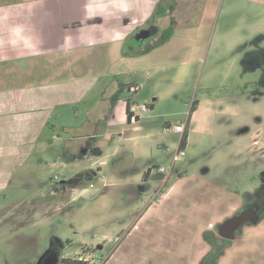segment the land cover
<instances>
[{
	"label": "rangeland",
	"instance_id": "374dc122",
	"mask_svg": "<svg viewBox=\"0 0 264 264\" xmlns=\"http://www.w3.org/2000/svg\"><path fill=\"white\" fill-rule=\"evenodd\" d=\"M149 21L140 29L153 27L149 38L136 30L122 43L44 53L19 72V85L97 84L55 109L32 156L4 181L11 168L1 162L0 264H38L55 239L63 256L85 252L98 264H264V213L235 238L219 232L253 200L264 170V0H164ZM131 81L143 88L115 92L114 133L125 139L109 141L112 126L95 119ZM125 97L157 100L136 130L121 123ZM186 119L190 138L175 161L184 135L165 129ZM93 133L103 158L75 160ZM62 181L71 184L56 191Z\"/></svg>",
	"mask_w": 264,
	"mask_h": 264
},
{
	"label": "crops",
	"instance_id": "0c3cea01",
	"mask_svg": "<svg viewBox=\"0 0 264 264\" xmlns=\"http://www.w3.org/2000/svg\"><path fill=\"white\" fill-rule=\"evenodd\" d=\"M163 2L164 0H4L0 3V167L4 161V164L11 168L2 181L9 178L32 156L35 144L44 129L49 126L55 109L76 105L78 101L83 100L86 92L97 84L95 81L87 88L86 84H82V81L74 76L58 82H26L19 85L16 81L22 79L18 77L19 72L23 74L31 72L32 60L40 59L44 53L57 51L56 53L61 54L90 44L111 43L113 40L114 43H122L121 41L127 40L133 31L148 25ZM133 49L128 52L130 55H134L135 52L141 55L148 50ZM119 54L113 61H118L119 66L120 62L122 66L129 65L131 62L129 56L122 55L121 58ZM120 71L123 74L133 73L130 69ZM132 84L135 83L126 82L123 86L118 83L110 97L105 98L110 100L111 104H108L106 111L95 119L97 123L105 121L108 124L106 128L112 126L113 131L103 133L109 141L121 142L125 139L126 131L124 136L122 133H114L115 123L119 121L116 112L119 99L116 93L127 91ZM123 100L125 103V116L121 121L123 128L132 130L140 128L141 117L138 118L139 121L130 122L127 113L128 102H139L134 97H125ZM153 101H157L156 98H151L149 103L145 104L155 108ZM188 131L186 130L188 134L186 145L190 138ZM99 138L98 134L89 135L84 148L87 150L86 154L82 150L81 155L75 157V160L88 157H97L99 160L103 158L104 143L100 144ZM96 150L101 152V156L92 155ZM70 184L71 182L62 181L55 190H65ZM74 191L81 196L79 189L76 188ZM55 241L64 244L62 240ZM79 258L60 254L58 261L59 263L63 259L79 261Z\"/></svg>",
	"mask_w": 264,
	"mask_h": 264
},
{
	"label": "flooded vegetation",
	"instance_id": "af4514ba",
	"mask_svg": "<svg viewBox=\"0 0 264 264\" xmlns=\"http://www.w3.org/2000/svg\"><path fill=\"white\" fill-rule=\"evenodd\" d=\"M150 26H147L149 28ZM88 149V148H87ZM260 186L258 190L255 192L253 200L248 202L245 210L243 212H239L237 216V223L233 224L235 226V230L233 232L234 238L238 229H241L244 224L250 220L252 224H259L261 221V215L264 213V170L259 174ZM60 247L62 244L57 242L53 245L51 252L47 256L44 261V264H58L59 256L61 254Z\"/></svg>",
	"mask_w": 264,
	"mask_h": 264
},
{
	"label": "built area",
	"instance_id": "2783aa9c",
	"mask_svg": "<svg viewBox=\"0 0 264 264\" xmlns=\"http://www.w3.org/2000/svg\"><path fill=\"white\" fill-rule=\"evenodd\" d=\"M143 88V84H137V85H130L127 88V91L129 93H137L139 92L141 89ZM149 105L148 104H140V103H135L132 102L129 105V112L132 115V120H136L137 118H140L143 114H145L148 110H149ZM189 119H186V121L184 122H179L178 124H176L175 126H168L166 127L165 131L169 132V131H173L175 133H179V134H185L186 130L189 127ZM185 155V152L183 150H178L177 155L175 156V161H177L178 159L182 158ZM161 171H164V169H161ZM101 181H105L104 178H102ZM91 187H93V185H91ZM79 261L82 264H98L97 262L94 261V259H89V258H85V257H81L79 258Z\"/></svg>",
	"mask_w": 264,
	"mask_h": 264
},
{
	"label": "water",
	"instance_id": "95a60500",
	"mask_svg": "<svg viewBox=\"0 0 264 264\" xmlns=\"http://www.w3.org/2000/svg\"><path fill=\"white\" fill-rule=\"evenodd\" d=\"M140 36L142 39L145 38H149L151 36L155 35V31L153 29V27H149L147 29H143L139 31ZM87 150H84V154H86ZM237 216H235L234 218L228 219L227 221H225L224 223L219 225V232L222 236L226 237V238H234L233 232L235 230V226L233 224H235V222L237 223ZM52 248L47 251L39 260L38 264H44L45 259L47 258V256L49 255V253L51 252Z\"/></svg>",
	"mask_w": 264,
	"mask_h": 264
},
{
	"label": "trees",
	"instance_id": "16d2710c",
	"mask_svg": "<svg viewBox=\"0 0 264 264\" xmlns=\"http://www.w3.org/2000/svg\"><path fill=\"white\" fill-rule=\"evenodd\" d=\"M135 54H137V52H135ZM129 105H130V103L128 102L127 103L128 121L131 122L132 121V115L129 112ZM197 105H198L197 101L193 102V104L191 106L190 115H192L197 110ZM136 121H139V119L137 118ZM187 140H188V134L185 133L182 140H181L180 146H179L180 150H184V148L186 147ZM92 155L101 156V152H99V150H96V152L95 151L92 152ZM146 178H147V174H146ZM55 243H57V242L54 240L53 245ZM61 263L62 264H82L80 261L69 260V259H63V260H61Z\"/></svg>",
	"mask_w": 264,
	"mask_h": 264
}]
</instances>
